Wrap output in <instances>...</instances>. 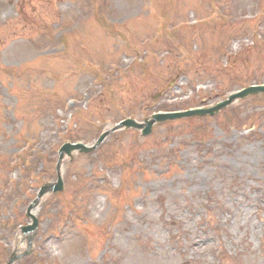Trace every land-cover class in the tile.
<instances>
[{
	"label": "rangeland",
	"instance_id": "374dc122",
	"mask_svg": "<svg viewBox=\"0 0 264 264\" xmlns=\"http://www.w3.org/2000/svg\"><path fill=\"white\" fill-rule=\"evenodd\" d=\"M258 84L264 0H0V264H264L263 91L112 131Z\"/></svg>",
	"mask_w": 264,
	"mask_h": 264
},
{
	"label": "water",
	"instance_id": "95a60500",
	"mask_svg": "<svg viewBox=\"0 0 264 264\" xmlns=\"http://www.w3.org/2000/svg\"><path fill=\"white\" fill-rule=\"evenodd\" d=\"M260 91L264 92V85H253V86L247 87V88H245L239 92L231 94L228 99H226L222 102H219L217 105H215L213 107L192 109V110H187V111H183V112L182 111L158 112V113H155L150 118H147L144 123H140L133 118H129V119H126V120L120 122L116 127H114L112 129V131L120 129L122 127L137 128V129H141L145 135H149L152 132L153 126L156 123L164 122L168 119H176V118L184 117V116L206 115V114L214 115V114L220 112L221 110H223L224 108L228 107L233 102V100L235 98L246 97L250 94H257ZM112 131L110 130V131L104 132L102 134V136L99 138V140L97 141V143H95L92 146L84 144V143H76L75 144V143L68 142V143L64 144L59 151V154H60L59 162H58V171H59V175H60L59 181L56 182L55 184L54 183H51V184L47 183L41 187L37 198L35 199V201L33 203L30 204V206L28 208V213L31 212L35 203L39 202L41 200V198L45 194H47L48 192L56 193V192H61L64 190L65 185H64V181L62 180V177L60 174V166H61L62 160L66 157V155H69L71 158H73V152H74V150H77V149H79L82 153H88V152L94 151ZM29 215H31V217L33 219V223L24 226L22 229L23 232L27 233L29 236L28 249L22 254H16V252H14L11 255V257L8 259L7 264L15 263L17 260H19L23 256L28 255L32 251L33 237H34L32 232L37 230L39 220L36 217V215H34V214L32 215L31 213Z\"/></svg>",
	"mask_w": 264,
	"mask_h": 264
},
{
	"label": "bare ground",
	"instance_id": "6f19581e",
	"mask_svg": "<svg viewBox=\"0 0 264 264\" xmlns=\"http://www.w3.org/2000/svg\"><path fill=\"white\" fill-rule=\"evenodd\" d=\"M28 236H24L22 239H19L20 241H18V245H17V249L18 251H22L25 247V238H27Z\"/></svg>",
	"mask_w": 264,
	"mask_h": 264
},
{
	"label": "trees",
	"instance_id": "16d2710c",
	"mask_svg": "<svg viewBox=\"0 0 264 264\" xmlns=\"http://www.w3.org/2000/svg\"><path fill=\"white\" fill-rule=\"evenodd\" d=\"M101 17H102V16H100V18H101ZM61 42H62L63 45H66L67 40H66V39H65V40H64V39H61ZM159 110H162V109H159ZM26 260L29 261L28 263H31V264H32V263L35 261V260H34V255H33V257L30 256V257L26 258Z\"/></svg>",
	"mask_w": 264,
	"mask_h": 264
}]
</instances>
